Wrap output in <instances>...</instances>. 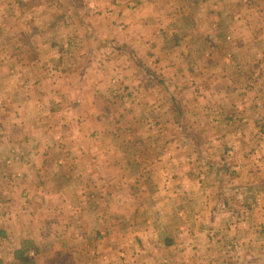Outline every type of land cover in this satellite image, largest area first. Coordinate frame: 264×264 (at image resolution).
<instances>
[{
  "label": "rangeland",
  "instance_id": "374dc122",
  "mask_svg": "<svg viewBox=\"0 0 264 264\" xmlns=\"http://www.w3.org/2000/svg\"><path fill=\"white\" fill-rule=\"evenodd\" d=\"M115 1L48 0V9L33 11L32 0L19 20L3 24L12 26L0 40V163L8 152L18 167L0 164V208L29 185L21 179L33 165V99L47 101L52 132L78 129L63 120L82 104L106 120L91 145L114 163L105 175L126 198L92 197L112 214L101 217L106 227L97 222L99 236L89 235L98 244L90 255L127 264H264L260 0H231L239 19L219 16L228 41L194 26L199 0H130L143 3L145 34ZM33 13L47 23L33 25Z\"/></svg>",
  "mask_w": 264,
  "mask_h": 264
},
{
  "label": "crops",
  "instance_id": "0c3cea01",
  "mask_svg": "<svg viewBox=\"0 0 264 264\" xmlns=\"http://www.w3.org/2000/svg\"><path fill=\"white\" fill-rule=\"evenodd\" d=\"M30 1L32 0H0V40L5 38L2 34L7 33L12 25L7 27L8 31H5L3 26L19 20L17 18L18 10ZM242 1L239 16H241V22L246 23L249 18L246 13L248 7L244 8L245 3ZM115 2L118 4L117 7L127 10L126 13L132 17L135 24L143 26L142 34H145L144 26L147 20L142 15L143 3L130 0H126V3L117 0ZM230 2L231 0H199L201 9L194 20V26H205L207 28L206 37L210 35L216 41L219 40L218 38L228 41L232 35L219 31L222 18L219 16L224 18L227 15L229 18L236 16L235 6ZM259 2L261 4L260 11L264 13V0ZM43 7L49 8L48 0H33V11ZM108 7L113 11L116 9L115 5L112 7L109 4ZM188 7L192 9V6ZM178 8L180 12L181 9H185L181 6ZM236 17L239 19L238 16ZM43 19L45 18L33 13V25L47 23L48 18L45 19V22ZM132 24L134 25V23ZM130 30L131 27L126 29L128 33ZM4 59L5 57L1 56L0 63ZM4 69L6 68L0 65V71ZM86 80L89 82V79ZM37 81H40L38 77L35 78L34 84ZM78 96L71 98L65 96L67 97L65 99L74 101ZM11 101L15 105L18 103V100L13 96ZM157 101L160 102L159 93ZM92 103L93 101L89 102L90 105ZM45 104L48 103L43 99H33V108L38 114L33 115V143L31 142L33 165L29 166L30 170L27 171V174H23V179H21L25 185L29 182V185L24 186L26 188L28 186L24 193L25 196L12 192L9 199L4 200L3 206L0 208V264H22L17 253L25 248V243L31 245L26 254L33 258L32 264L129 263L127 258L123 260L119 257L109 256L106 259V256L103 258L90 255L94 253V248L98 244H95L93 240L96 239L92 240L89 235L94 232L96 237L99 236L98 229L101 228L96 226L97 222L101 227H106L105 222L100 221L101 217L112 214L98 205H91L92 197L99 196L103 200L108 197L112 198V196L114 200L126 199L119 194L117 179L105 175V169L112 172L110 168L114 169V163L107 160L109 158H105L99 148L91 145L93 138L99 133L102 134L101 131L106 127L103 114L101 112L97 115L94 114L90 107L88 110H84L81 104L76 107V113L73 110L72 114L67 115L63 120L69 125L78 123V129L64 130V126L52 132L49 128L48 114L47 112L43 114V110L46 108ZM92 106L95 107V105ZM90 123L97 124V126L92 127ZM88 133L92 136H87ZM115 152H117L116 149ZM6 153V159L1 158L2 163L0 164L3 167H18L17 164L11 163V157H8V152ZM173 154L170 153L171 156ZM111 155L109 153V157ZM21 174L22 172H17L14 175H19L21 178ZM101 174H104V178ZM27 192L28 195H26ZM108 229L109 233L114 230ZM116 230L115 227L114 231ZM105 231L106 229L102 228V232ZM172 242L169 240L168 243H164L171 244ZM110 244L114 248L117 246L114 242H110Z\"/></svg>",
  "mask_w": 264,
  "mask_h": 264
},
{
  "label": "trees",
  "instance_id": "16d2710c",
  "mask_svg": "<svg viewBox=\"0 0 264 264\" xmlns=\"http://www.w3.org/2000/svg\"><path fill=\"white\" fill-rule=\"evenodd\" d=\"M24 247L25 248L21 249L17 253V257L19 258V260L22 261V264H32L33 258H30V256L26 254V252L29 251V247L31 248V245H29L28 243H25Z\"/></svg>",
  "mask_w": 264,
  "mask_h": 264
}]
</instances>
